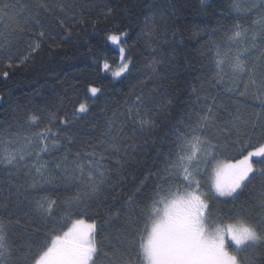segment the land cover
I'll return each instance as SVG.
<instances>
[{
    "label": "snow or ice",
    "instance_id": "obj_1",
    "mask_svg": "<svg viewBox=\"0 0 264 264\" xmlns=\"http://www.w3.org/2000/svg\"><path fill=\"white\" fill-rule=\"evenodd\" d=\"M93 8L106 9L97 19L111 22L113 9L105 4L24 0L19 6L18 0H0V74L7 78L45 46L59 47L57 38L67 42L78 26L91 22L95 28ZM228 11L236 22L211 33L208 71L199 87L192 85L189 102L181 103L182 86L173 83L178 73L163 56L153 55L138 70L146 80H138L103 131L82 123L90 111L84 102L70 111L26 110L0 130V175L7 177L0 183V264H264V121L259 115L252 121L251 132L261 133L255 146L248 131L241 140L247 122L238 108L231 111L213 94L222 86L229 99L242 104L251 97L264 110V0H229ZM10 21L16 26L5 27ZM126 37L118 28L105 36L119 53L116 70L107 59L98 64V71L118 82L136 69L122 46ZM147 39L156 42L151 31ZM88 91L96 98L101 93L95 86ZM174 107L182 111L173 117L171 138L165 137L171 139L167 153H158L164 167L155 180L110 195L118 186L113 181L123 168L120 160L134 150V137L154 136ZM238 142L244 154L226 158V149ZM61 190L68 195L56 196ZM246 193L248 199L237 204ZM229 203L225 212L220 205ZM21 207L45 222L58 210H94L103 224L76 219L65 231L53 229L38 243L21 244L15 235Z\"/></svg>",
    "mask_w": 264,
    "mask_h": 264
},
{
    "label": "trees",
    "instance_id": "obj_2",
    "mask_svg": "<svg viewBox=\"0 0 264 264\" xmlns=\"http://www.w3.org/2000/svg\"><path fill=\"white\" fill-rule=\"evenodd\" d=\"M88 5L105 4L113 9L111 22H106L99 17L100 12L106 9H91L96 26L93 28L90 22L87 26L77 27L67 42L57 38L52 48H45L34 59H30L26 65L9 71V76L4 78L0 74V130H6L13 125L17 118L26 110L47 108H60L71 110L72 105L84 102L90 108L82 123L88 125L91 130L93 125H99L103 131L105 121L113 116L114 112L120 110L129 98L138 80H146V74L142 70L153 55L163 56L178 73L179 79L173 81L182 87L183 93L181 103L189 102L192 85L199 87L203 80L200 79L208 71L206 63V44L213 31L222 27H231L236 21L234 13L228 11L229 0H207L202 4L201 0H81ZM24 0H18L22 6ZM22 23V21H21ZM15 27L16 21H10L5 27ZM126 32L122 46L129 50L136 64L132 75L122 82L112 79L102 71H98V64L102 59H107L112 69H117L119 53L115 46L105 42L108 32L115 29ZM151 31L155 43L147 39ZM67 36V32H64ZM155 49V53H153ZM4 69L0 68V73ZM95 86L101 89L98 98L92 97L88 91L89 87ZM151 87V83L148 85ZM208 88L210 85L205 84ZM214 95L220 97V102L229 107L231 111L239 109V113L246 125L241 129V140L244 139L243 132L248 131L251 136L252 145L255 146L261 133L251 132L252 121L259 115L264 121V110L259 106V101L248 97L245 103L238 104L229 99L231 93L222 86H216ZM191 100H195L191 96ZM63 102V103H62ZM182 111L179 107L170 110L168 116L161 119L156 134L136 135L133 139L134 150L130 149L125 158L120 160L123 166L116 173L114 184H117L116 192L110 195L120 194L121 191H135L134 184L142 181L149 185L155 180V173L164 167L163 159L158 153H167L170 145L171 125L175 124L177 112ZM96 136L100 132H96ZM86 139L89 137H85ZM94 139V137H93ZM148 140L147 145L144 144ZM155 141V143H153ZM246 143V141H245ZM250 150V149H248ZM226 158L239 159L244 154L241 143L226 149ZM225 158V157H222ZM119 159L114 157L113 160ZM258 159V158H257ZM260 165L257 163L256 165ZM151 175V179H146ZM6 174L0 175V183L6 180ZM151 191V188L147 190ZM56 196L64 198L68 195L63 190L55 193ZM249 194L241 197L236 203L247 200ZM223 199V198H221ZM226 212L232 205L221 204ZM79 211V215L77 212ZM16 217L20 219V225L15 232L16 238L21 244L29 242L38 243L53 229L62 232L76 219H86L87 222L95 220L98 225L103 224V216L96 215L94 210L87 213L78 209L71 212L57 211V215L45 222L34 218L26 208L16 210ZM105 234L112 229H103Z\"/></svg>",
    "mask_w": 264,
    "mask_h": 264
},
{
    "label": "rangeland",
    "instance_id": "obj_3",
    "mask_svg": "<svg viewBox=\"0 0 264 264\" xmlns=\"http://www.w3.org/2000/svg\"><path fill=\"white\" fill-rule=\"evenodd\" d=\"M114 70H116V69H113L112 71H114ZM109 75H110V72H109Z\"/></svg>",
    "mask_w": 264,
    "mask_h": 264
}]
</instances>
